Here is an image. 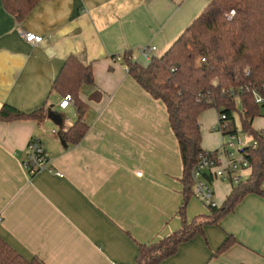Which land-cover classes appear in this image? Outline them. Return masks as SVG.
<instances>
[{
	"label": "crops",
	"instance_id": "obj_1",
	"mask_svg": "<svg viewBox=\"0 0 264 264\" xmlns=\"http://www.w3.org/2000/svg\"><path fill=\"white\" fill-rule=\"evenodd\" d=\"M208 2L42 0L19 20L0 0V110L4 104L25 113L44 107L58 115L54 120L47 114L42 122L0 120V236L25 258L43 264H135L140 243L181 227L178 140L166 105L124 69L123 56L144 45L163 54ZM22 31L44 41L31 45ZM69 55L94 73V84L80 91L88 105L83 115L88 130L78 143L64 137L79 119L76 104L61 108L65 95L52 91ZM202 125V147L217 149L220 144L207 142ZM34 137L44 143L51 163L30 177L23 160ZM250 173L244 169L242 180ZM205 177L221 206L233 183ZM184 213L191 220L210 209L194 194ZM203 229L158 264H264V194H246L218 224ZM229 235L234 242L216 254Z\"/></svg>",
	"mask_w": 264,
	"mask_h": 264
},
{
	"label": "trees",
	"instance_id": "obj_2",
	"mask_svg": "<svg viewBox=\"0 0 264 264\" xmlns=\"http://www.w3.org/2000/svg\"><path fill=\"white\" fill-rule=\"evenodd\" d=\"M41 1L3 0V3L11 14L23 20ZM131 55L132 52H125L123 56L129 73L150 95L166 105L183 164L181 227L157 241L139 244L135 264H158L174 255L181 243L203 233L205 224H218L246 194H264V129L253 127L255 117L263 116L264 110V103H257L253 93L256 90L264 95V0H209L163 54L154 55L146 65L133 61ZM215 79L218 84H214ZM92 84V66L69 55L52 87L55 93L71 94L76 99L79 119L64 134L68 142H80L88 130V124L83 121L88 105L80 99V91L84 85ZM237 98L242 104V133L257 142L256 148L245 149L250 176L233 184V190L221 206L207 205L210 213L204 219L196 216L188 220L184 209L194 196L192 170L198 154L205 150L200 115L215 107L219 115L225 114L227 118L222 134L239 132L234 115ZM47 114L44 107L25 113L4 104L0 120L36 119L42 122ZM234 240L229 235L216 254L225 251ZM0 264L43 262L38 258H25L0 236Z\"/></svg>",
	"mask_w": 264,
	"mask_h": 264
},
{
	"label": "built area",
	"instance_id": "obj_3",
	"mask_svg": "<svg viewBox=\"0 0 264 264\" xmlns=\"http://www.w3.org/2000/svg\"><path fill=\"white\" fill-rule=\"evenodd\" d=\"M233 13V12H232ZM26 42L31 45L41 44L44 37L33 32L22 31ZM157 47L155 45L140 46L135 53H132L131 59L138 62L140 59L150 61L156 55ZM118 56L117 59H120ZM205 61V58H202ZM124 69L129 72V65L124 62ZM214 84H218V79L214 80ZM241 89V88H240ZM255 101L259 104L264 103V95L253 90ZM76 100L71 94H66L60 101V107L66 108L70 105H75ZM227 124L225 114L219 115V122L215 125L214 130L222 133V129ZM223 139L217 149L208 151L204 150L198 154L195 166L192 170L194 179V194L201 199L205 204L217 206L213 199V189L211 183L206 179V175L212 179H222L230 181L233 184H238L242 181V171L250 168V162L245 149L249 146L257 147V142L253 140L246 144L243 139L242 132L222 134ZM51 159L48 150L44 143L37 137L32 138L27 145V157L23 160V167L28 176H33L44 168L50 166ZM140 171L137 175L142 176Z\"/></svg>",
	"mask_w": 264,
	"mask_h": 264
},
{
	"label": "rangeland",
	"instance_id": "obj_4",
	"mask_svg": "<svg viewBox=\"0 0 264 264\" xmlns=\"http://www.w3.org/2000/svg\"><path fill=\"white\" fill-rule=\"evenodd\" d=\"M241 110H242V104H241L240 99L237 98L236 99V110L234 111V115H235V121H236V125L238 126L239 132H243L242 131L241 116H240ZM201 116H202L201 124H203L202 127L205 126V128H206V129H204L205 135L209 136V140H207V142H209L213 145L216 143L221 144L220 142H221L222 135L215 132V130H214L215 125H217L219 122V114H218L217 109L215 107L207 109L206 111H204L202 113ZM262 124H264V110H263V116L255 117L254 122H253V127L255 129H261V128H259V126ZM208 133H210V134H208ZM202 135H203V131H202ZM243 139L245 142L247 141L248 143H251L253 138L247 134H244ZM203 140H204V136H203ZM244 173H246V172H244ZM244 175H245L244 180H246V174H244ZM200 214H203V213H200ZM200 214H198L199 215L198 219H200V220L204 219V216H202Z\"/></svg>",
	"mask_w": 264,
	"mask_h": 264
},
{
	"label": "water",
	"instance_id": "obj_5",
	"mask_svg": "<svg viewBox=\"0 0 264 264\" xmlns=\"http://www.w3.org/2000/svg\"><path fill=\"white\" fill-rule=\"evenodd\" d=\"M48 115L54 120L58 119V115L52 111H49Z\"/></svg>",
	"mask_w": 264,
	"mask_h": 264
}]
</instances>
